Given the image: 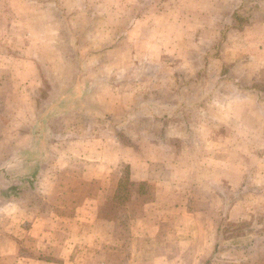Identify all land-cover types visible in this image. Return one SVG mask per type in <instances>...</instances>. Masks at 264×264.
Segmentation results:
<instances>
[{
    "label": "crops",
    "instance_id": "crops-1",
    "mask_svg": "<svg viewBox=\"0 0 264 264\" xmlns=\"http://www.w3.org/2000/svg\"><path fill=\"white\" fill-rule=\"evenodd\" d=\"M184 2L187 1L176 2L175 24L179 31L184 26L191 25L196 32V21L183 17ZM199 2L198 7L197 0L191 2L192 14H202L198 9L208 4L209 12L214 11L212 21L215 18L219 22L222 18L225 21V17L230 16L229 24H223L222 28L223 31H234L232 39L228 41L237 50L236 53L227 55L228 60L234 62L230 68L231 73L239 75L241 80L254 75L264 78V0H222L220 9H227L226 12L223 11L226 16L221 18L217 14L219 0ZM243 8L249 12L251 20L239 29L238 15L244 17V14L238 13H242ZM236 12L238 13L235 14ZM128 13V10H110L111 23L105 24L103 28L117 29ZM218 13L222 15V11L219 10ZM159 16L154 17L151 13L128 23V39L131 41L130 37L135 35L136 42H139L138 31L143 32L144 26L153 23L152 18L158 19ZM48 23L51 24V21ZM123 23L124 21L122 25ZM199 27L208 32L217 31H214L211 23H203ZM52 33L54 36L55 31ZM47 36L49 38L51 35ZM223 37H227L225 32ZM179 40L182 41L181 36ZM117 44L114 41L100 49L94 44L87 50V56L91 57L89 61L94 62L89 70L99 67L104 69L110 65L114 53L120 54L116 51ZM17 56L18 65L14 62ZM17 56L10 54L8 59L6 54L0 55V264L22 262L21 259L25 258L22 250L24 243L30 247L36 244L37 252L44 253L37 257L34 264H264V217L247 218V212L258 215V211H261L259 214H262V200L259 199L254 204L245 200L239 202L238 208L241 210L238 211L241 212L235 217L239 222V229L233 231L227 226L231 214L227 211L230 201L216 191L214 184V181H223L221 178L215 176L211 180L202 179L201 186L198 178L184 179L180 165L183 157L181 151L167 147H144L141 140H145L147 135L137 136L136 133L132 141L136 142V146L134 143L125 145L120 140L119 129L116 135L113 133L117 126L120 127V119L113 117L111 113L106 116L109 119L104 121L107 123L114 118L109 124L110 128H104L100 134L113 141L114 145L109 146L113 159L96 158L95 152H92L94 159L88 158L85 150L87 146L82 150L78 147L88 141L84 133L90 131L96 123L100 125L99 122L104 118L96 112L87 111L89 106L86 100L93 94L106 90L111 97L106 105L116 110L118 103L113 101L117 100L120 89L113 88L111 83H108L110 88H104L103 82L108 78L102 80L97 77L96 80L91 76H84L85 67H79L74 90L80 95L77 104L71 100L49 101V94L42 96L40 100L39 94L44 93V89L48 92V89L40 81L38 58L19 51ZM252 59L258 62L255 67ZM85 61L83 66H86ZM89 77L95 83L91 81L88 82L89 87H83L80 82L90 79ZM93 84L94 87H90ZM263 89L261 84L246 88L249 90L246 93L254 94V97L250 95V100L255 102L258 109L263 107ZM241 94L239 86L235 99L241 98ZM98 99L94 101L104 103ZM56 104L62 107V112L52 111ZM92 108H97V104H93L90 109ZM43 112H46L45 116ZM54 114L58 115L62 126L73 123L74 135L69 137L64 130H55ZM23 119L28 120L27 128H18V122L21 123ZM139 122L138 120L136 124H140ZM141 122L145 123L143 120ZM40 123L42 131L37 127ZM98 130L93 127V132ZM44 131L46 134H42ZM94 138L104 140L102 136ZM22 140L29 143L18 147V142ZM47 141L54 144L42 147V142ZM26 147H30V152L25 156H31L32 162H37L38 165L31 168L19 166L18 156L23 155L21 152ZM246 152H228L229 156L237 157L243 164V173H248L251 169V163L246 166V158L249 157L248 151ZM209 155H212L210 158L213 161L221 154L213 152ZM65 157L72 160L60 164V160ZM125 164L129 168L131 191L125 201L119 202L116 198L122 175L119 167ZM211 167L214 168L213 171L216 166ZM220 168L216 167L215 171L223 172ZM25 169L33 173L36 179L33 181L32 178L33 183L30 181L29 184L26 182V185L18 186V170L25 172ZM208 175L209 171L206 173ZM242 181L246 184L245 180ZM244 186L240 183V187ZM18 187L26 191V196L25 193H18ZM61 188L67 192L73 190V199L64 203L78 205L80 210L76 215L71 214L70 210L52 220L48 210L57 204L55 191ZM91 192L93 195H89ZM88 201L96 206L90 207V211ZM26 203L29 210L23 205ZM55 220L63 221L61 228L52 226ZM25 221H29L28 229L24 227ZM87 255L91 256L90 262L83 261Z\"/></svg>",
    "mask_w": 264,
    "mask_h": 264
},
{
    "label": "rangeland",
    "instance_id": "rangeland-1",
    "mask_svg": "<svg viewBox=\"0 0 264 264\" xmlns=\"http://www.w3.org/2000/svg\"><path fill=\"white\" fill-rule=\"evenodd\" d=\"M186 1L183 17L186 20L196 21L198 24L196 32L191 25L184 26L181 31L178 30L174 19V7L179 0H0V53L6 54L8 59L10 54L17 56L18 51L38 58L40 81L48 89V92L44 89V93L39 94L40 100L42 96L49 94L47 98L49 101L71 100L77 104L80 95L74 90L77 84L75 76L79 67H85L84 76L88 75L96 80L97 77L102 80L108 78L103 82L104 88H110L108 83H111L113 88L120 89L117 100L113 101L118 103V109H110L106 105L111 100L106 90L88 97L87 105L91 108L93 104H97V108L88 107L87 111L96 112L104 119L99 122L100 125L97 123L93 125L94 128L99 129L98 131L93 132V127L90 126V131L84 133L88 141L81 143L78 149L82 150L87 146L85 150L88 158L94 159L92 152H95L96 158L113 159L109 147L114 145L113 141L100 134L105 130L104 128H110L109 124L114 118L107 123L104 121L109 119L106 116L111 113L113 117L120 119V127L117 126L113 133L116 135L119 129L120 140L125 145L130 146V143H134L136 146V142H132L136 133L137 136L147 135L145 140H141L144 147L157 149L167 147L181 151L183 157L180 165L184 179L198 178L201 186L202 179L211 180L215 176L221 178L223 181L219 183L214 181L215 188L217 192L229 199L227 211L231 214L228 217L227 226L237 231L239 222L235 217H238L241 212L238 211L239 202L245 200L254 204L253 202L259 199L264 202V100L263 107L258 109L255 102L250 100V95L254 97V94L246 93L249 91L246 88L253 85L261 84L264 88V81H262L264 78L254 75L241 80L239 75L231 73L230 68L234 62L228 60L227 55L237 51L236 47L228 43L234 31L233 29L223 31L222 28L223 24H229L230 16L225 17V21L223 18L220 22L218 18L212 21L214 11L209 12L208 4L198 9L202 14H192L190 4L192 5L191 2L195 0ZM199 4L197 0L196 6L198 7ZM221 4H223L222 0H219L217 4L219 18L227 9L224 7L221 10ZM115 9L129 11L122 20L123 25L120 21L117 29H104L103 26L111 23L112 20L110 10L115 11ZM162 9L164 10L160 13ZM219 10L222 11V15L218 13ZM242 11V13H235L244 14V17L238 15L239 29L251 20L249 12L245 9ZM151 13L154 17L160 16L158 19L152 18L153 23L145 25L143 32L138 31L139 42H136L135 35L130 37V41L126 30L127 24L137 17ZM159 19L160 22H158ZM48 21H51V24ZM203 23L213 24L214 31L216 29L218 32L203 30L204 28L199 27ZM52 27L55 29L53 30ZM53 31H55L54 36ZM224 32L227 36L225 38ZM47 34L51 36L48 38ZM180 36L182 41L179 40ZM114 41L118 43L116 51L120 54L114 53L112 63L105 66L106 68L89 70L94 62L89 61L91 57L87 56L89 53L87 50H90L94 44L100 49ZM14 59L18 65V56ZM84 61L87 67L83 66ZM251 61L254 67L258 63L256 59ZM91 77L83 79L80 84L83 87L84 85L89 87L88 82H94ZM239 86L242 90L241 98L235 99ZM90 87L93 88L94 84ZM97 98L105 104L94 101ZM52 111L60 113L63 109L56 104ZM43 113L45 116L46 112ZM54 115L55 130H64L69 137L74 135L73 123L62 126L58 115ZM138 120L140 124H136ZM142 120L145 123H142ZM133 121L135 125L132 124ZM27 124L28 120L23 119L21 123L18 122V128L23 126L25 129ZM37 127L40 131L43 126L40 123ZM42 134H46L45 131ZM95 136L97 138L102 136L104 140L95 139ZM28 143L24 140L19 141L18 147L26 146ZM42 144L45 148L54 143L47 141ZM236 150L248 151L246 166L251 163L248 173H243V164L237 157L228 155L229 151ZM29 152L30 147H26L21 152L23 155L18 156L19 166L31 168L38 165L37 162H32L31 156H25ZM213 152L221 155L214 156L216 160L212 161L210 158L212 155L209 154ZM249 152L256 154H249ZM34 160L36 161V158ZM71 160L72 158L65 157L60 160V164ZM211 166L221 167L223 172L215 171L216 167L212 171L214 168ZM119 168L122 175L116 198L121 202L125 201L130 194L131 181L126 164L120 165ZM27 171V169L25 172L18 170V186L26 185V182L29 184L30 181L33 183L36 179L33 173ZM208 171L209 175L206 176ZM214 171L215 174H212ZM242 180H245L246 184ZM240 183L245 186L240 187ZM92 188L91 185V190ZM61 190L62 188L59 191L54 190L57 195L54 197L57 204L48 210L52 220L53 217H61L70 210L71 214L75 215L80 210L78 205L64 203L73 199V190L70 192ZM25 192L18 187V193ZM89 195H93V192ZM26 202L29 203V200ZM91 202L87 203L89 211L90 207H96L93 203L90 204ZM27 203L23 204L26 208L29 206ZM263 211L264 209L262 214L258 211V215L247 212L248 220L264 217ZM62 222L55 220L52 226L61 228ZM24 227L28 229L29 221H25ZM57 230L61 231V229ZM38 232L39 229L36 234ZM24 244L22 250L25 258H22L19 264H34L37 257L44 253L37 252L36 244H32L31 247L27 243ZM90 258L91 256L87 255L83 261L90 262Z\"/></svg>",
    "mask_w": 264,
    "mask_h": 264
}]
</instances>
